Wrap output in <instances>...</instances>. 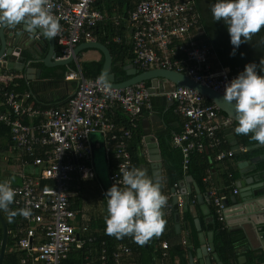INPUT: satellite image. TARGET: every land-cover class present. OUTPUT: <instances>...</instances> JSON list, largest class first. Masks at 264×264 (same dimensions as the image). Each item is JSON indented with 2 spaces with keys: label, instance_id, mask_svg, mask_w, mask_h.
I'll use <instances>...</instances> for the list:
<instances>
[{
  "label": "built area",
  "instance_id": "obj_1",
  "mask_svg": "<svg viewBox=\"0 0 264 264\" xmlns=\"http://www.w3.org/2000/svg\"><path fill=\"white\" fill-rule=\"evenodd\" d=\"M48 2L61 25L59 33L52 37L61 54H53V59L66 58L80 43L98 42V33L107 29V35L103 32L105 43L125 41L130 46L131 64L139 72H178L223 94L225 84L242 71L240 67L224 66L207 43L195 0ZM119 3L124 4L123 11L118 10ZM16 77L1 69L0 123L8 129V140L17 155L16 169L9 170L3 180L10 179L15 189L10 205L13 210L31 208L28 218L16 215L13 228L8 230L16 264H132L139 248L122 238L109 242L100 231L90 234L91 219L76 207L74 199L83 183L94 176L89 165V136L93 133H100L105 142L110 185L123 187L120 166L140 168L134 164L129 146L140 117L153 113L154 97H161L180 120V130L171 135L170 145L181 153L182 175H186L191 155L201 156L209 166L213 165L206 168L201 179L203 196L220 229L227 228L226 196L219 193L214 179L216 171H225L232 178L225 161L234 155L230 145L224 147L228 143L224 131L234 122L205 96L160 80L156 86L151 82L149 87L139 83L114 89L99 78L85 77L77 69L64 75L65 81L75 83L67 101L58 107H39L27 102L29 93L6 89ZM118 114L124 125L116 121ZM235 183L230 186L233 194H237ZM173 189L176 212L195 205L196 196L182 190L180 183H175ZM164 209L170 215L172 204L167 201ZM182 244L186 245V241ZM154 248L160 253L158 263L154 259L153 264H165L168 242L157 238Z\"/></svg>",
  "mask_w": 264,
  "mask_h": 264
},
{
  "label": "crops",
  "instance_id": "obj_2",
  "mask_svg": "<svg viewBox=\"0 0 264 264\" xmlns=\"http://www.w3.org/2000/svg\"><path fill=\"white\" fill-rule=\"evenodd\" d=\"M15 27H6L5 32L10 33L12 31V28ZM6 41L8 45L11 44L13 41V37H6ZM40 45L42 50V56L40 58L38 56H35L34 58L33 50H30L26 47L22 48L23 51L21 50L18 53L14 52L12 54V57H10L11 62L23 60L22 63L25 68L33 69L32 72L30 70V73L27 74L30 79L26 78V73L24 71L12 70L10 72L13 75H17L18 78H16L18 81L23 80L22 83L24 84V86L22 85V89L20 90H27L28 92L25 91L24 93L27 92L30 94V97L27 99L28 103L39 107L62 106L72 94L75 86L74 82L65 81L64 78H61L62 73L70 71L69 69L73 67L71 65L72 63L77 65V69H80L78 66L80 63L88 61H99L103 55L97 50H87L83 51L80 56H78L68 65L47 68L44 66L42 58L45 56L48 46L46 44H43V42H40ZM57 51L58 48L55 47V53H57ZM84 56H88V58H86L87 60H79ZM36 70H41L38 78L35 76ZM159 82V80H156L152 83L154 86H156L159 84ZM18 84L19 83H15L13 87H19ZM22 93L23 92H19V94ZM152 103L153 113L150 115H143L139 120V129L142 132V136L140 146H138L137 149V154L142 161L140 164V168H143L149 178L155 181L151 173L152 170L150 168V162L148 161L147 150L143 144V136L147 133L152 135L154 137V140L158 143L159 151V139H161L162 141L164 150H170L171 135L173 133H176L174 131L179 132L180 120L175 115H173V113L165 105V102L161 97H154ZM2 140L3 136L0 135V144ZM5 141H7V144H9L8 137H6ZM89 146V165L92 168L94 176L91 180L83 183L82 190L79 193V196L74 199V202L76 207H78L79 209H83L86 215L91 220H95L101 219L105 214H107L105 210L106 199H104V193L111 186L108 181V175L111 167L110 161L107 158L108 155L106 154L105 150V142L100 133H93L89 136ZM3 148L6 149V145ZM231 164L233 165V163ZM5 174L6 172H4L2 175L0 174V178L3 179V175ZM164 175V162L161 157V179L160 181L156 180L155 182L161 184L162 194L165 195L167 201L170 199V201L172 202V206H175L172 199L174 197L172 194L173 187H169L167 185ZM185 177L178 182L180 183L181 189L188 192H193L195 195H197L196 189L198 188L194 180L192 179V181H186ZM241 178L242 176L237 181H239ZM2 179H0V181ZM250 183L251 182L246 183L245 188H249ZM187 185H189L190 190L187 188ZM260 190L261 189H253L251 192L258 195ZM247 193H249V191L240 194L237 189V194H233L232 188H230L226 193V199L229 200L227 208L230 211L228 217L226 218V229L228 233H231L236 238L234 246V256L228 261V264H254V261L264 263V199L263 201L259 200L258 204L253 203L251 201H248L250 199L249 196L243 197V195H248ZM95 195H98V197L96 198ZM233 196H236V201H233ZM88 197L91 200L89 203H86V198ZM202 197L204 196L202 195ZM100 199L104 200L105 202L104 211L95 210L96 202ZM207 202L208 201H206L205 198V203ZM91 203L94 204L93 207L88 205ZM208 208L209 213L205 214V211L202 210L201 206L197 203V205L187 206V214H184L186 211H184L183 209L182 212H177V215H174L176 213L175 207L173 208L172 213L169 215L165 213L166 210L163 207V219H169V225L163 230V232L161 231L159 235H153V237L155 239L161 238L162 240L167 241L170 245L168 259L165 264H175V262H177V264H189L187 257L188 252L192 254L195 264H198V261L196 259V249L200 247L198 237L199 232H201L205 237L206 234L210 233L213 244L214 233L212 231V228L210 227L212 226L214 217L212 213V207L208 205ZM176 224L179 225L178 228L176 227ZM182 241H186V245H183ZM145 247H147L146 243ZM175 249H180L182 251L180 256L174 254ZM154 253L156 255V263H158L157 258L159 259V257L157 255H159V252L158 250H155ZM137 258L138 256L134 258L132 264H138L137 262L139 261V259L137 260ZM212 264L216 263L212 261Z\"/></svg>",
  "mask_w": 264,
  "mask_h": 264
},
{
  "label": "clouds",
  "instance_id": "obj_3",
  "mask_svg": "<svg viewBox=\"0 0 264 264\" xmlns=\"http://www.w3.org/2000/svg\"><path fill=\"white\" fill-rule=\"evenodd\" d=\"M51 9L48 0H0V26L23 23L29 32L39 29L45 36L54 37L61 25ZM209 12L213 22L219 21L226 27L231 45L229 55H235L241 44L264 28V0H212ZM259 43L264 45V35L259 37ZM222 99L234 108V133H251L252 140L264 143V57L258 64H245L225 84ZM119 172L123 187L113 183L104 193L105 232L116 239L130 236L142 245L162 231L166 197L161 184L149 178L143 168L125 165L119 167ZM10 183V179L0 181V212L7 213L9 222L16 215L28 218L31 208L10 209L15 195Z\"/></svg>",
  "mask_w": 264,
  "mask_h": 264
},
{
  "label": "trees",
  "instance_id": "obj_4",
  "mask_svg": "<svg viewBox=\"0 0 264 264\" xmlns=\"http://www.w3.org/2000/svg\"><path fill=\"white\" fill-rule=\"evenodd\" d=\"M195 1H196V8L200 14L201 24H202L204 31H205V38H206L207 43L211 46L212 50L216 53V55L218 56V58L220 59L221 63L224 66H228L230 68L240 67L243 70L244 65L247 63H244L242 60H239V58H231L228 54L227 43H226L225 39L222 38V32L224 30H226V27L221 25L219 21L213 22L211 19V15L209 12V6H210L212 0H195ZM123 6H124V4L119 3L118 10L123 11L124 10ZM223 27H224V29H223ZM103 32H105V35L108 34L107 29H105V31L99 32L97 40H98V42L105 45L110 52V55L112 58V65H111V71L110 72L113 73L114 78H115V82H117V83L122 82V81L129 78V76L126 75L123 68L127 64H131L132 60H133L131 52H130V46L127 45V43L125 41H123L120 44H106L105 40H104L105 37H103ZM261 35H264V28H262L261 32L255 34L251 39L249 51L253 54V57L256 59L255 61H252L251 63H257L258 64L259 60L262 57H264V45L259 43V37ZM57 54L60 55L61 53L59 51H57ZM248 63H250V62H248ZM71 65L73 67H71L69 69L70 71L77 70L76 64L72 63ZM102 65H103V56L99 61L82 62L78 66H79L82 74L85 77L99 78L100 72L102 69ZM67 72H69V71L63 72L61 75V78H64V75ZM17 78L13 79L12 82H9L7 84L6 89H8V90L11 89V90H14L15 92H18V93L19 92L24 93L27 90H20V89H22L21 86L22 85L24 86V84L22 83L23 80L18 81ZM10 83H12V84H10ZM15 83H19L18 84L19 87L14 88L13 85ZM144 84L148 87L151 86L150 81H146V82H144ZM117 117H118V119H116V121L120 122V123L122 122L124 125L123 117L120 114H118ZM235 126H236V123H233L232 124L233 129L235 128ZM174 132H177V131H174ZM161 134H163V133H161ZM161 134H159V135H161ZM0 135L3 136V138L8 137V129L6 127H4L2 124H0ZM141 136H142V132L139 129V125H138V128L133 133V137H132V140H131V143L129 146V150H130V153L133 157L134 164L139 166V167H140V164L142 161L140 160V158L137 154V149H138V146H140ZM235 136H236V139L238 140V143L241 146H248V145H253V144L259 143L255 140L251 139V133H249L248 135H237V134H235ZM159 143H160L161 157H162V160L164 162V174H165L164 177H165V182L167 183V185L169 187H173V185L175 183L182 180L185 176H191L192 179L194 180L195 184L197 185V188H198V191L200 192V194L204 195L205 190H204V186L201 182V179L204 175V171L206 170V168L207 167L209 168L213 165L209 166V163L206 160H203V158L201 156H198L196 154L191 155L186 175H182V170H181V165H180L181 153H180L179 149H175V148L171 147L170 150L169 149L164 150L161 139H159ZM8 145H10L12 148V145L10 142ZM224 147L225 148L229 147V143H227ZM263 154H264V145L261 147L252 149V150L241 152V154L234 155L231 159L226 160L225 163L230 166L229 171L232 173V178L229 179L227 177V172H225V171H222L221 173L216 171L217 177L214 180L216 182V185L218 186L219 193L226 196V193L231 188L230 187L231 184L234 183L235 181H237L242 176L239 173V170L237 168L238 162L244 161V160L249 161L251 158L257 157V156H260ZM231 163H233V165H231ZM262 173H264V160H261V161L255 163L253 170L248 172L247 174H245V176L261 175ZM224 190H225V192H224ZM190 195L193 196L195 194L193 192H190ZM168 202L170 204L172 203L170 201V199L168 200ZM195 205H197V199H196ZM172 207L175 208V206H172ZM10 209L13 210V208L11 206H10ZM1 213H2V216H3V218L7 224L8 230H11L13 228V225H14L13 223H14V219L16 218V216L12 219L11 222H9L8 218H7V213H4V212H1ZM212 213H213V210H212ZM184 214H187V211ZM105 216H106V214L101 219L91 220L89 223V231H90V234H93V233L98 234V233H96V231L97 232L100 231L101 235H103V238L105 240L112 242V240L115 237L110 236V235L106 234V232H105V219H104ZM164 221H165V223L163 225L162 232L165 228H167L170 220L166 219ZM210 228H212V231L214 233V236H213L214 250L217 253L222 264H228V261L234 256V250H235L234 246H235V241H236L235 239L236 238L231 233H228L227 229L221 230L220 224L214 218H213L212 226ZM1 236H2V228L0 225V241H1ZM123 238H122L123 242L128 243L131 246H137L139 248V252L137 254V256H138L137 260L139 259V261L137 262L138 264H151V263H153V260L155 259V256H156L154 253L155 252L154 243H156L157 239H155L153 236L150 237L149 240H147V242H146L147 247H145V243L142 245L137 244L132 239V237H130V236L126 239H125V237H123ZM159 240H162V239L159 238ZM10 246H11V239L8 238V241H7V250L8 251L5 253L3 264H16V257L14 254H12L10 252ZM169 248H170V245H169ZM168 252H169V249H168ZM181 253H182V251L180 249H175L174 254H177L178 256H180ZM157 256H159V255H157Z\"/></svg>",
  "mask_w": 264,
  "mask_h": 264
},
{
  "label": "water",
  "instance_id": "obj_5",
  "mask_svg": "<svg viewBox=\"0 0 264 264\" xmlns=\"http://www.w3.org/2000/svg\"><path fill=\"white\" fill-rule=\"evenodd\" d=\"M8 26H0V69H7L9 71L15 70V71H24L26 73V78L30 79V77L27 76L28 73L33 71V69L25 68L22 61L19 60L17 62H11L10 57H12V54L14 52H20L23 51L22 48L26 47L30 50H33V57L38 56L39 58L42 56V50L40 42H43V44H46L48 46L45 56L42 58V62L45 67L47 68H54L56 66H64L68 65L72 61H74L78 56L81 55L83 51L87 50H97L103 55V65L100 72L99 80L105 84L106 86L114 89H123L130 86H133L135 84L144 83L146 81L154 82L156 80H160L163 82H171L176 87H184L188 89H192L199 94L205 96L208 100H210L212 103L216 105V107L226 116L230 117L234 123H236L235 118V111L231 103H226L222 99V94H219L211 89H208L206 87H203L199 84L194 83L190 79H188L186 76H184L181 73L169 71L165 69H153L148 71H142L139 72L135 69V67L132 64H127L124 66V71L127 76H129L128 79L122 81V82H115V78L113 73H111V65H112V58L110 55V52L108 48L103 45L100 42H85L80 43L79 45L75 46L71 53L64 59H53V54H55V46L53 43V38H49L45 36L39 29H36V31L29 32L24 28L23 23L18 24L15 28H12V31L10 33L5 32V29ZM6 37L12 38L13 41L11 44H7ZM5 55V57H3ZM32 61V60H30ZM41 70L35 71V76L38 78L40 75ZM147 133V132H146ZM224 135L226 136V139L228 140V143L231 147V150L233 152V155L241 154L243 148L245 151L252 150L258 147H261L264 145V143H257L253 145L248 146H241L238 143V140L236 139L235 133L233 131V128H227L224 131ZM143 144L147 150V156L148 161L150 162V168L152 170V176L155 179V181H160L161 179V156L160 151L158 147V143L154 140V137L150 134H145L143 136ZM264 160V154L253 157L249 161H240L237 163V168L239 170V173L242 175V178L235 183V187H237L240 194L247 193L248 195H243V197H248L249 200L253 203H257L260 201H263L264 199V174L262 175H250L248 177H245V174L252 171L254 168V164ZM186 181H192L191 176H186ZM249 188H245V184L249 183ZM187 188L190 190L189 185H187ZM253 189H261L259 194L256 195L253 192H251ZM174 191V189H173ZM196 199L197 203L201 206V209L205 211V214L209 213L208 208V202L205 203V198L202 197L198 189H196ZM173 204L176 203V197L173 198ZM233 201H236V196L232 197ZM229 200L224 199V204L227 208ZM184 211H187V206L184 208ZM230 211L227 208L226 211V218L228 217ZM177 215V212L174 214ZM0 225L2 228V236L0 241V264H3L5 253H6V246L8 241V228L7 224L0 212ZM176 227L178 228L179 225L176 224ZM199 243L200 247L196 249V259L198 261V264H212V261H214L216 264H222L214 252V246L212 244V237L211 234H206V237L199 232ZM264 247V242H263ZM207 248H209V251H207ZM188 262L189 264H195L194 258L190 252H188ZM254 264H264L259 263L258 261H254Z\"/></svg>",
  "mask_w": 264,
  "mask_h": 264
},
{
  "label": "rangeland",
  "instance_id": "obj_6",
  "mask_svg": "<svg viewBox=\"0 0 264 264\" xmlns=\"http://www.w3.org/2000/svg\"><path fill=\"white\" fill-rule=\"evenodd\" d=\"M221 25H223L220 22ZM224 26V25H223ZM224 29V27H223ZM222 29V30H223ZM222 38L225 39L226 43H227V47H228V54L231 51V45L229 43V36L227 33V30H224L222 32ZM250 42L241 44L239 46V48L236 50L235 55H229L231 58H239V60H242L244 63H248V62H252L255 61L256 59L253 57V54L249 51V47H250ZM241 53H243V55H241ZM86 58H88V56H84L82 59L79 60H87ZM166 86H168V83H165ZM6 138H3L1 144H0V174H3L4 172H8V174L10 173L9 170L12 171L13 169H16L15 167V159L17 157L16 153L12 150L11 146L7 144V141H5ZM6 145V149H4L3 147ZM91 194V193H90ZM95 197L97 198L98 195H95ZM90 198H86V203L90 202ZM104 200L100 199L97 200L96 202V206H95V210L97 211H104ZM89 206H94L93 203L88 204ZM106 210V209H105ZM7 246H6V252H7Z\"/></svg>",
  "mask_w": 264,
  "mask_h": 264
},
{
  "label": "flooded vegetation",
  "instance_id": "obj_7",
  "mask_svg": "<svg viewBox=\"0 0 264 264\" xmlns=\"http://www.w3.org/2000/svg\"><path fill=\"white\" fill-rule=\"evenodd\" d=\"M7 174H8V172H6V174H5V175H3V176H4V178H3V179H5V178L7 177ZM263 174H264V173H262V175H263ZM1 175H2V174H1ZM3 176H2V177H3ZM0 179H2V178H0ZM3 179H2V180H3ZM2 180H1V181H2ZM1 214H2V213H1Z\"/></svg>",
  "mask_w": 264,
  "mask_h": 264
}]
</instances>
